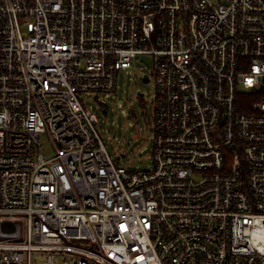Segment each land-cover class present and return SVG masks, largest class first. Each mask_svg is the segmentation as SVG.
Masks as SVG:
<instances>
[{"label":"built area","instance_id":"obj_1","mask_svg":"<svg viewBox=\"0 0 264 264\" xmlns=\"http://www.w3.org/2000/svg\"><path fill=\"white\" fill-rule=\"evenodd\" d=\"M141 54L130 169L87 99ZM0 264H264V0H0Z\"/></svg>","mask_w":264,"mask_h":264},{"label":"rangeland","instance_id":"obj_2","mask_svg":"<svg viewBox=\"0 0 264 264\" xmlns=\"http://www.w3.org/2000/svg\"><path fill=\"white\" fill-rule=\"evenodd\" d=\"M130 72L122 70L118 76L115 91L89 95L87 102L94 107L98 123L97 132L109 154L120 162L127 161L130 169H142L151 163V151L154 145L152 134L146 129L145 112L152 116L154 95L152 83L143 82V74L152 73L153 60L150 55H137ZM144 91V96L138 94ZM97 97L108 103V110L102 112L96 107ZM139 127V132L136 131ZM42 144L48 148L46 138L41 136ZM123 154V155H122ZM23 219L24 218H20Z\"/></svg>","mask_w":264,"mask_h":264},{"label":"water","instance_id":"obj_3","mask_svg":"<svg viewBox=\"0 0 264 264\" xmlns=\"http://www.w3.org/2000/svg\"><path fill=\"white\" fill-rule=\"evenodd\" d=\"M141 79L143 82H148L149 80L147 75L141 76ZM107 110H108V104H105L104 108L102 109V112H105ZM1 230L3 233L12 234L17 231V227L15 223H13L12 221H3L1 223Z\"/></svg>","mask_w":264,"mask_h":264}]
</instances>
